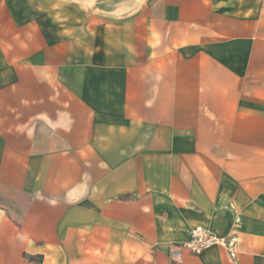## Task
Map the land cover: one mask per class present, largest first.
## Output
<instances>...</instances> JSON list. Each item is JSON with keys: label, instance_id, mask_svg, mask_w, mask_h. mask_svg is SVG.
Wrapping results in <instances>:
<instances>
[{"label": "crops", "instance_id": "1", "mask_svg": "<svg viewBox=\"0 0 264 264\" xmlns=\"http://www.w3.org/2000/svg\"><path fill=\"white\" fill-rule=\"evenodd\" d=\"M0 264H264V0H0Z\"/></svg>", "mask_w": 264, "mask_h": 264}, {"label": "built area", "instance_id": "2", "mask_svg": "<svg viewBox=\"0 0 264 264\" xmlns=\"http://www.w3.org/2000/svg\"><path fill=\"white\" fill-rule=\"evenodd\" d=\"M189 240L185 243L174 244L171 246V258L175 261L180 260L184 252L199 255L213 247L227 249L230 256L235 258L238 251L239 242L234 237H220L211 230L197 226L190 230Z\"/></svg>", "mask_w": 264, "mask_h": 264}]
</instances>
